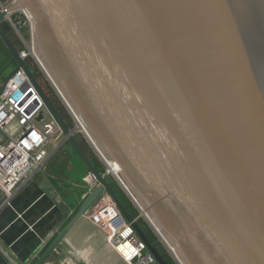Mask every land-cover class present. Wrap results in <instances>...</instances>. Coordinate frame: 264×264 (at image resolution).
Instances as JSON below:
<instances>
[{
  "label": "water",
  "instance_id": "obj_1",
  "mask_svg": "<svg viewBox=\"0 0 264 264\" xmlns=\"http://www.w3.org/2000/svg\"><path fill=\"white\" fill-rule=\"evenodd\" d=\"M17 9L87 137L180 262L264 264V0H15L7 8ZM6 13L8 77L24 71L97 180L32 264L47 261L103 192L169 264L20 56ZM0 264H11L1 252Z\"/></svg>",
  "mask_w": 264,
  "mask_h": 264
},
{
  "label": "built area",
  "instance_id": "obj_2",
  "mask_svg": "<svg viewBox=\"0 0 264 264\" xmlns=\"http://www.w3.org/2000/svg\"><path fill=\"white\" fill-rule=\"evenodd\" d=\"M14 1L0 0V10L7 11L5 22L14 30L17 40L21 43L18 48L20 56L24 60L31 57L55 91L37 55L35 53L33 55L30 17L23 9L7 10ZM2 86L0 90V209L10 206L17 189L44 170L48 158L60 145V141L57 140L63 136L37 90L21 68L8 77ZM65 107L75 122V114L66 105ZM107 174L105 169L103 175ZM113 176L123 187V182L117 176ZM84 181L88 186L86 194L97 185V180L89 171ZM123 189L126 191L125 188ZM126 193L141 214L142 208L137 205L135 198L130 192L126 191ZM104 199L109 200L111 205L102 209ZM93 215L95 216L92 217ZM82 217L102 232L105 245L117 255L119 264H159L106 192L99 196ZM159 237L177 262L173 250L170 251L168 244L160 235ZM54 264H69V262L64 260Z\"/></svg>",
  "mask_w": 264,
  "mask_h": 264
},
{
  "label": "crops",
  "instance_id": "obj_3",
  "mask_svg": "<svg viewBox=\"0 0 264 264\" xmlns=\"http://www.w3.org/2000/svg\"><path fill=\"white\" fill-rule=\"evenodd\" d=\"M8 33L11 35V29ZM1 60L2 56H0ZM14 65L15 63L8 70L10 71ZM7 77L8 75L0 80L1 86ZM35 178L17 189L10 206L0 209V252L11 264H32L68 214L65 211L61 212V204L46 175L40 173L39 177ZM52 198L58 201L60 209L54 207L51 211ZM109 205H111L110 201L107 200L103 203L102 209ZM58 212L61 214L59 219L56 218ZM54 218L57 221L51 225ZM81 221L69 231L66 240L57 247L44 264H52L63 255H69L67 247L70 245L90 264H119L117 255L105 245L102 232L84 220L91 230L83 236L85 234L78 227ZM76 261L78 264H88L85 261Z\"/></svg>",
  "mask_w": 264,
  "mask_h": 264
},
{
  "label": "rangeland",
  "instance_id": "obj_4",
  "mask_svg": "<svg viewBox=\"0 0 264 264\" xmlns=\"http://www.w3.org/2000/svg\"><path fill=\"white\" fill-rule=\"evenodd\" d=\"M4 23L8 26V31H9V29H11L10 25H8V23L6 22ZM11 31L12 33L10 36L12 40L15 42L16 47L19 48L21 46V43L19 40H17L18 38L14 30L11 29ZM26 62L29 66H31L32 68L31 70L33 71L34 75L36 76L38 82L40 83L44 91L50 96L51 100L53 101L55 106L58 108L60 113L64 115L63 118L65 122L68 124V126L71 129H73V134L75 135L76 139L80 143L81 147L85 150L88 157L102 172H104L105 169H107V172H108V174L106 175L107 179L109 180L110 183L114 184L116 190L118 191L120 198L122 199L127 209L131 211L133 214H135L136 216H138L137 221L139 222L141 227L146 231L151 242L160 251L166 252V258L169 264H177V262H175L173 258V254L172 253L170 254L166 250L158 234L155 232V230H153V228L147 222L145 217H143V215L139 213L137 207L135 206L133 201L130 199L126 191L123 189V187L114 178L113 174H111L108 171L109 169L104 165L100 156L97 154V152L95 151L93 146L90 144L88 139L85 137V135L78 128H75L74 120L69 114L68 109L65 107L64 103L61 101V99L59 98L57 93L54 91V89L50 86L43 72L35 64L36 62L31 57H28ZM8 73H9L8 69L4 70L0 75V80L5 79ZM0 84H1V81H0ZM57 141H60L59 147L50 155V157L48 158L45 164L44 170L41 171L40 173L45 174L46 177L49 179L51 186L55 192L54 194L55 196H57L61 204V207H62L61 212L62 211L68 212V214L65 215L62 224L60 225L61 227L64 224V221H66L67 218H69V216L72 215L74 211L76 210L78 204L85 196L88 186L86 182L84 181V178L87 174V170L84 164L77 157V155L75 154L71 146L67 143V141L64 140L63 136L59 138ZM39 174H36L35 177H39ZM35 177L34 179H36ZM82 219L83 220L79 223L78 227H80L81 231H83V233L85 234L83 236H86L87 232H90L91 230V227L89 226V224L90 225L92 224L88 221L87 222L89 224L86 223L85 218L82 217ZM67 251L69 250L67 249ZM64 260L68 261L69 264H78V262L76 261L78 259H76V257L73 256L70 252H69V255H63L58 261L53 262V264L58 263V262H63Z\"/></svg>",
  "mask_w": 264,
  "mask_h": 264
},
{
  "label": "bare ground",
  "instance_id": "obj_5",
  "mask_svg": "<svg viewBox=\"0 0 264 264\" xmlns=\"http://www.w3.org/2000/svg\"><path fill=\"white\" fill-rule=\"evenodd\" d=\"M33 52V55H35L36 54V52L35 51H32ZM35 53V54H34ZM37 55V54H36ZM37 57H38V55H37ZM38 59H39V61H40V63H41V65L43 66V69L46 71V76H47V78L50 80V82H51V84L54 86V88H55V91H56V93H57V95L60 97V99L62 100V102L64 103V105H66L70 110H72V112L75 114V128H78L84 135H85V137L88 139V141L92 144V146H94L93 148L95 149V151L97 152V154L100 156V158L103 160V163H104V165L109 169L108 171L111 173V174H113V175H115V176H117L118 178H119V180L121 181L122 179L120 178V175H119V168L117 167V165L114 163V162H112L111 160H109L106 156L104 157V155H102L101 153H102V151L100 152V150H99V148H98V146L96 145V143L93 141V139L92 138H89V137H87L89 134H88V131L86 130V128L84 127V125L82 124V122L80 121V119L78 118V116L76 115V113L74 112V110L72 109V107L70 106V104L68 103V101H67V99L65 98V96L63 95V93L61 92V90L59 89V87L57 86V84L55 83V81L53 80V78L51 77V75L48 73V71H47V69L45 68V66L43 65V63H42V61L40 60V58L38 57ZM62 97V98H61ZM88 134V135H87ZM90 136V135H89ZM100 153V154H99ZM101 156H103V158L101 157ZM123 185H124V187H125V189H126V191H129L128 189H127V187L125 186V184L123 183ZM130 192V191H129ZM130 194H131V192H130ZM107 201V199H104L103 201H102V203H104V202H106ZM139 202V201H138ZM101 203V204H102ZM140 203V202H139ZM137 204L138 206H141L140 204ZM54 207H56L53 203L51 204V211H53V209H54ZM102 207V206H101ZM99 208V207H98ZM59 213V212H58ZM141 214L143 215V217H145V219L147 220V222L151 225V227L153 228V230H155V232L158 234V236L161 234V231L160 230H158V228L157 227H155V225H154V221L152 222L151 220H150V216L148 215V213L144 210V209H142L141 210ZM60 216H61V214L59 213L57 216H56V218L57 219H59L60 218ZM95 215H93L92 217H94ZM81 220H83L82 218H80L78 221H77V223L79 222V221H81ZM57 220L54 218L52 221H51V225L52 224H54L55 222H56ZM76 223V224H77ZM75 224V225H76ZM74 225V226H75ZM73 226V227H74ZM161 236V235H160ZM162 237V236H161ZM164 239V238H163ZM166 243H168V241L167 240H164ZM169 244V243H168ZM170 245V244H169ZM167 246V247H169V250L171 251V249L173 250V252H174V255H175V258H176V261H177V263L179 264H182L181 262H180V258L178 259V257H177V255H176V251H174V248L173 247H170V246ZM68 252H70L73 256H75L76 257V259H78V261H85V262H87L86 261V259L79 253V252H75L74 250H73V248L71 247V245L69 246V248H68ZM88 263V262H87ZM88 264H90V263H88Z\"/></svg>",
  "mask_w": 264,
  "mask_h": 264
},
{
  "label": "trees",
  "instance_id": "obj_6",
  "mask_svg": "<svg viewBox=\"0 0 264 264\" xmlns=\"http://www.w3.org/2000/svg\"><path fill=\"white\" fill-rule=\"evenodd\" d=\"M3 27L8 31V26L4 23L3 24ZM9 36H10V34H9ZM15 43V42H14ZM0 56H2V60L0 61V73H2L5 69H8V68H10V66H12L13 65V63H14V61H13V59H12V57H11V55L9 54V52H8V50L4 47V45H3V43H2V41L0 40ZM30 68H31V66H29ZM32 69V68H31ZM34 74V73H33ZM53 102V101H52ZM54 104V103H53ZM54 106H55V104H54ZM56 107V106H55ZM56 109L58 110V108L56 107ZM59 111V110H58ZM59 113H60V111H59ZM60 115L62 116V117H64V115H62L61 113H60ZM64 119V118H63ZM95 165V164H94ZM96 166V165H95ZM97 167V166H96ZM98 168V167H97ZM111 185H112V187L114 188V190L116 191V193H117V195H118V197L120 198V196H119V194H118V191L116 190V188H115V186H114V184L113 183H111ZM121 199V198H120ZM121 201H122V199H121ZM133 216H135L136 217V215L135 214H133L131 211H129ZM68 219V218H67ZM67 221V220H66ZM66 221H64V223L66 222Z\"/></svg>",
  "mask_w": 264,
  "mask_h": 264
}]
</instances>
